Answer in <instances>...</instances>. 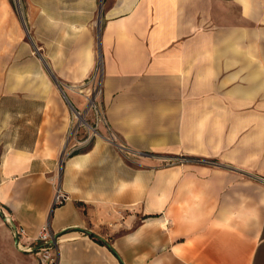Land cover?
I'll return each instance as SVG.
<instances>
[{
  "label": "crops",
  "instance_id": "crops-1",
  "mask_svg": "<svg viewBox=\"0 0 264 264\" xmlns=\"http://www.w3.org/2000/svg\"><path fill=\"white\" fill-rule=\"evenodd\" d=\"M46 223L56 264H264V0H0V264Z\"/></svg>",
  "mask_w": 264,
  "mask_h": 264
},
{
  "label": "built area",
  "instance_id": "built-area-1",
  "mask_svg": "<svg viewBox=\"0 0 264 264\" xmlns=\"http://www.w3.org/2000/svg\"><path fill=\"white\" fill-rule=\"evenodd\" d=\"M100 69V67H99ZM99 72V70H98ZM75 91L83 98L84 107L82 109L76 108L70 101L72 120L75 124L72 135L80 132L81 127H88L91 133L88 134L85 141L91 138V134H99L98 127L101 124H107L105 109L101 101V80L96 81L87 79L86 81L74 86ZM92 119L89 121V115ZM179 162H204L215 164L213 160H203L189 157H180L177 159ZM69 199L60 187L56 189L54 197V205H61ZM7 223L13 229L16 238L26 234V230L22 226H18L11 217L5 216ZM35 242L37 243L38 264H56L57 259L54 255V248L57 245L58 238L51 229L49 223L43 225L39 230ZM18 245H20L18 243Z\"/></svg>",
  "mask_w": 264,
  "mask_h": 264
},
{
  "label": "rangeland",
  "instance_id": "rangeland-1",
  "mask_svg": "<svg viewBox=\"0 0 264 264\" xmlns=\"http://www.w3.org/2000/svg\"><path fill=\"white\" fill-rule=\"evenodd\" d=\"M91 119L89 118V121H90ZM81 132H79L78 133V135H83V136H86V135H88L89 133H91V131H89V128L88 127H81V130H80ZM74 135H76V134H74Z\"/></svg>",
  "mask_w": 264,
  "mask_h": 264
}]
</instances>
